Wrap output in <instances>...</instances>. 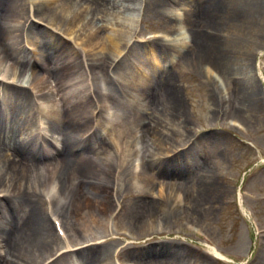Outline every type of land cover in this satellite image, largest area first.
Returning <instances> with one entry per match:
<instances>
[{"label": "rangeland", "instance_id": "1", "mask_svg": "<svg viewBox=\"0 0 264 264\" xmlns=\"http://www.w3.org/2000/svg\"><path fill=\"white\" fill-rule=\"evenodd\" d=\"M79 1H55L54 4H61L57 14L60 15L62 10L65 17L61 22L56 18L59 15L47 11L45 5H39V11L44 12V16L53 23V26L51 27L43 21L34 23L47 36L60 40L62 38L69 43L67 35H70L71 32L67 31H79L81 23L87 19L85 12L79 15L80 11H77L79 18L74 22L75 4ZM84 2L86 3V0ZM156 2L166 4L165 6H159ZM228 2L234 9L238 10V16L236 15L234 18L235 31L231 38V41L234 42V51L230 60H233L238 69L243 70L246 81H250V79L251 82L253 81L260 106L259 113L250 116L246 113H240L239 110L236 111L235 103L233 104L231 79L225 73L224 66L215 63L216 58L213 54L204 53L198 56L197 59L202 61L200 71L212 76L215 89H217L213 95L214 101L218 103L217 112H211L212 100L208 92L210 86L206 79L193 71L197 62L195 61L191 66L190 63L182 60L183 55L186 57L193 56L191 59H195V46L189 49H186V47L183 51L178 52L170 50L165 45L168 42L154 36V34H162L166 37L175 35L179 32L181 26H185L191 34L192 28L190 26L183 22L178 23L171 20L174 19L173 14H170V18L167 19L163 10L174 8L184 13L186 8H194L195 0H185V2L183 0L180 2L177 0H137L135 3L142 8L136 15V22L131 25H108L105 32L110 29L120 30L119 34L122 33L125 37L131 39L128 47H132V44L141 46L136 47L135 50L142 52L144 56L145 52H150L152 47H164L169 50L165 56V62L170 70L173 69L178 88L177 95L183 105V110L173 119H170L164 112L157 114L162 123L156 129L158 133L156 143H152L151 136L146 133L145 125L141 124L139 126L137 120L134 121L135 124H132V119H113L115 129H121L123 134L120 138L121 142H118L114 127L111 126L103 131L107 119L105 110L100 103L101 113L96 116L95 120H101L104 125L99 129L98 135H84V140L89 139L88 141H91V143L87 144L83 151H81V148L78 151L82 153L90 149L87 155L98 156L103 159L101 166L104 164L102 167L109 170L107 196L110 199L112 175L111 200L116 210L111 214H101L92 202L85 200L81 195L79 196L83 186L76 180L67 183V186L70 187L74 183V194H78L74 198L72 196L73 201L66 196H63L62 199L49 196L44 192L47 187L42 188L41 184L34 188L35 193L37 187L42 188L40 195L38 196V193L35 195L38 196L43 215H46L47 218L51 216V220L54 216L59 219L58 221L68 237V242L70 241L73 248L100 242L96 247L108 248L107 260L111 264H114L115 261L124 264H140L138 260H144L151 256H162V251L165 249L167 264H264V163H262L264 162V81L259 79L256 67L257 65L264 75V35L262 36L264 29L261 33H259L257 26L253 30L245 29L247 21L242 16V14L250 16L248 20H252L258 25L264 23V0H228ZM137 8L138 5L135 6L134 11ZM77 10H80V8H77ZM125 12L129 14L131 10H121L117 17H122ZM56 22H59L60 29L55 25ZM100 25L101 23H98V26ZM86 35V32H82L80 38L85 41ZM101 37H103V34ZM161 40L164 44L161 43ZM33 48L27 45L26 51L31 53L30 50ZM92 51L93 55H100L97 48ZM131 51L127 52L123 60V71L117 66L119 73L127 71L129 74L133 72L130 60L132 56H135ZM48 52H53V50L49 48ZM156 52L159 56L164 57L157 50ZM105 58L109 61L107 55H105ZM156 58L160 59L159 57ZM37 63L41 62L37 60ZM148 64L146 63V66ZM210 64H214L218 69L214 66H211L210 69ZM207 68L210 70L208 71ZM111 69L112 74L110 75L113 76L114 72L118 80L116 71L113 70L112 72ZM221 71L222 74L224 73L223 75ZM25 74L20 76L19 82L24 80ZM214 74L222 77L225 89H221L218 82L215 81ZM38 75L47 78L43 71H39ZM39 76V80H37V86L39 87L33 89L32 95H35L34 97H51V101L57 103L62 109L69 108L70 105L80 99V94L74 92L70 79L63 82L64 86L61 87V84H59L60 87H57L54 83L44 85V80H41ZM99 80H101L99 76H94L92 85L100 93L99 87L105 88V84L98 83ZM245 80L243 77L239 78V81ZM228 83L232 91L228 89ZM247 83L250 85V82ZM116 88L122 94L127 91L129 93L127 87L116 86ZM5 94L8 95L7 92ZM131 96L133 97L124 94L122 99L111 98L108 104L112 110H116L114 113H118L116 100L127 105L136 103L141 105V109L156 113V100L154 101L151 94L150 96L147 95L146 89H141L140 92L136 91L135 95ZM10 107L11 104L8 106V110ZM220 108H222V111H220ZM124 110L129 114L128 109ZM69 114L71 119L72 113L69 112ZM234 119L241 120L243 131L228 124L230 120ZM87 120H78L74 117V122L80 123V126ZM93 124H95L94 121L91 126ZM88 129V127H81L78 135L82 136ZM152 131L155 136V129L153 128ZM34 134V132H28V137ZM99 138L103 140L102 146L94 144V140ZM132 146H134L133 152H131ZM45 148H48L47 145H45ZM179 149L183 150L179 151ZM90 151L97 154L89 153ZM72 152L73 154L77 153L75 150ZM151 154L155 161L157 159V167H152V169L148 167ZM121 156H128L127 160L129 162L126 181L119 189V161ZM138 156L143 160V164L146 163V170L143 174L136 176L132 173V168L134 160ZM184 159L188 160L189 166H185ZM47 160V158L41 157V161ZM52 160L55 161L53 156ZM54 161L51 162V167H53ZM168 163L179 167L177 168L178 172L184 173L186 178L195 181L197 184L184 186L179 183L177 172L174 170H172L174 172L167 171ZM208 165L209 172L206 176L203 169ZM85 170L91 176L97 177L98 175L97 168H86ZM129 171L130 176L128 175ZM95 181L101 182V178ZM151 186L166 187L163 191L168 194L169 199H172L173 205L165 200L153 199V196L160 193V189H152ZM239 187H241V194L237 196ZM94 191L99 195L98 190ZM169 193H171L170 196ZM10 194H13V192ZM191 197H195L197 203H194ZM102 198L103 196L100 194V200ZM3 200L0 197V203ZM71 202L74 203L72 207H70ZM62 203L65 204V207ZM141 206L145 207L147 216L136 227L131 215L134 211L137 214ZM11 207L8 209L11 216H13ZM8 209L5 211L0 209V219L4 218ZM163 215H165L167 222L160 231L153 232L152 227L157 224L158 217ZM72 218L78 220L79 224L77 226L72 225ZM92 220L99 223L96 226L92 225ZM110 225L113 229L110 228ZM141 227H143V231L139 230ZM89 230H91L92 235L97 236V239L84 240L89 237ZM204 237L212 242V247L221 253L224 259L213 256L212 247L205 245L207 243ZM150 247L156 250H149ZM62 248L63 242L59 241L55 249L60 253ZM116 249L118 250L116 251ZM59 253L49 254L47 257L53 256L47 261H51H46L47 263L44 262V264H74L75 261L81 262L78 257L65 258L66 255H73L75 252L60 255ZM42 261L43 259L38 264ZM25 264H29V262Z\"/></svg>", "mask_w": 264, "mask_h": 264}, {"label": "bare ground", "instance_id": "2", "mask_svg": "<svg viewBox=\"0 0 264 264\" xmlns=\"http://www.w3.org/2000/svg\"><path fill=\"white\" fill-rule=\"evenodd\" d=\"M55 1L0 0V195L4 199L0 203V209L5 211L12 206L13 211V216H11L8 209L4 218L0 219V264H25L26 262L38 264L42 259L43 261L40 264H44L54 254L59 253L55 248H57L61 239H64V244L60 250L65 249V252L69 253L75 252L73 255H66L65 258L78 257L81 260V262L75 261L74 264H111L107 260L108 248L96 247L98 242L90 243L88 246L74 247V249L69 245L70 241L68 244V237L65 232H63L62 237L59 235L56 227V224H58L57 217L54 216V220H51V216L47 218L42 213L38 201L40 191L43 187H47L44 192L49 196H53V198L60 197V199L66 196L73 201L72 196L74 198L78 194H74V183L71 184L73 188L67 186V183L76 180L83 186L79 196L81 195L85 200L92 202L101 214L113 213L116 208L114 209L111 200L112 175L109 199L107 196L109 170L102 167L104 164L101 166L103 159L98 156L87 155L90 149L79 153L83 151L87 144L91 143V141H88L89 139L84 140L83 136L98 135L99 129L104 125L101 120H95L96 116L101 113V105L107 111V123L103 131L111 126L114 127L117 140L121 142L122 130L115 129V124L112 123L113 120H110L112 111H110L111 108L107 103L111 98L122 99L124 94L126 95V93L119 92L116 86L128 87L129 84H135L138 87L135 92L146 89L147 95L150 96L151 94L154 101L156 100L155 108L157 111L155 114L141 109V105L136 103L127 105L116 100L118 113L122 114H113V117L119 120L121 118L132 119V124H135L134 121L137 120L139 126L141 124L145 125L146 133L151 136L152 143L157 142L158 133L156 129L162 123L157 114L164 112L170 119H173L183 110V105L177 95L178 88L173 69L170 70L166 66L165 56L169 52L168 49L152 47L150 52H145L144 56L142 52L135 50L136 47L141 46L132 44V47H128L131 39L125 37L122 33L119 34L120 30L110 29L105 32L109 24L121 26L136 22V15L142 8L135 3L137 0H86V3L84 0H80L75 4L74 22L84 12L87 19L83 20L81 28L76 31L78 34L67 31L71 32L70 35H67L69 43L62 38L60 40L47 36L34 23L43 21L48 23L49 26H53V23L44 16V12L39 11L38 6L45 5L47 11L59 15L57 12H59L61 4H54ZM183 1L185 2V0ZM156 3L159 6H165L166 4ZM52 4L54 6L50 7ZM136 5H138V8L134 11ZM193 6L194 8L188 7L184 10L182 19L177 16V12H180V10L174 8L163 10L167 19L170 18V14H173L174 19L171 20L178 23L183 22L190 26L192 28L191 34L183 26L175 35L160 36V38L168 42L165 45L170 50L178 52L183 51L186 47V49H189L195 46V59H191L193 56L186 57L183 55L182 60L190 63L191 66L195 61L197 62L193 71L204 77L210 86L208 92L212 100L211 112L218 111V103L214 101L213 96L217 89H215L212 76L200 71L202 61L197 57L204 53L213 54L216 58L215 63L224 66L225 73L232 82L233 91L229 83L227 86L232 91L236 111L239 110L240 113H246L249 116L259 113L260 106L256 95V86L253 81L251 82V79L246 81L243 70L238 69L233 60H230L234 51V42L231 41L235 31L234 18L236 15L238 16V10L234 9L228 0H195ZM77 8H80V10H77ZM121 10H131V13L127 14L125 12L122 17H117ZM77 11H80L79 15ZM60 13L58 17L53 16L61 22L65 17L62 10ZM242 16L247 21L245 29L253 30L257 26L259 33L262 32L264 23L258 25L252 20H248L250 16L243 14ZM28 22L29 24H27ZM98 23H101V25L98 26ZM55 25L60 29L59 22H56ZM18 31L19 33H17ZM82 32L87 33L85 41L80 38ZM102 34L103 37H101ZM161 43H163L162 40ZM26 45L34 47L31 49V53L26 51ZM49 48L53 52H48ZM95 48L98 49L100 55L91 53V50L94 51ZM156 50L164 57L159 56ZM129 51L134 53L137 58L132 56L130 60L133 72L129 74L127 71L119 73L117 66L122 70L123 60ZM105 55L108 56L109 61L106 60ZM37 60L41 63L36 64ZM246 60L249 62L248 59ZM146 63H149V66H146ZM211 66L216 67L214 64H210V69ZM110 69L112 72L113 70L116 71L118 80L114 72L113 76L110 75L112 74ZM39 71H43L47 78L40 77L38 75ZM24 73H26L25 78L20 83V76ZM38 76L41 80H44V85L54 83L57 87H60L59 84H61V87L64 86L63 82L70 79L72 81L71 86L74 88V92L80 94V99L70 105L69 108L62 109L57 103L51 101V97H34L35 95H32L33 89L39 87L37 86ZM94 76L101 78L98 83L105 84V88L98 86L100 93L93 88L92 78ZM241 77L245 81H239ZM220 78L222 79V77ZM259 79L261 78L259 77ZM247 82H250V85ZM255 83L257 82L255 81ZM222 84L223 82L218 83L219 86ZM4 90L7 92V96ZM10 104L11 107L8 110ZM124 109H128L129 114ZM220 111H222V108H220ZM69 112L72 113L71 119ZM74 117L78 120H88L80 126V123L74 122ZM93 121L95 124L91 126ZM229 122H234L236 126L238 123L242 124L241 120L235 119ZM81 127H88L89 129L82 136H79L78 131ZM153 128L155 129V136L152 131ZM28 132H34L35 134L28 137ZM95 143L102 146L103 140L101 138L95 139ZM45 145L48 148H45ZM80 148L81 151H78ZM73 150L77 153L73 154ZM133 150L134 146H132L131 152ZM39 153L40 155H38ZM89 153L97 154L91 151ZM52 156L55 161L52 160ZM41 157L48 160L41 161ZM127 157H120L119 189L126 181L129 162ZM52 161H54L53 167H51ZM148 167L150 169L157 167V159L155 161L152 154L150 155ZM86 168H97V177L89 175L85 170ZM177 168L179 167L168 163L167 171L177 172L179 183L184 186L197 184L195 181L186 178L184 173L178 172ZM203 171L207 176L209 165L204 167ZM128 175L130 176V171ZM98 178H101V182L95 181ZM40 184L42 188L37 187L35 189L38 193L37 196L34 188ZM151 188L160 189V193L153 196V199L165 200L173 205L172 199H169L168 194L163 191L166 187L151 186ZM94 190H98L99 195ZM12 192L13 194H10ZM100 194L103 196L102 200H100ZM170 195L171 193H169ZM191 199L194 203H197L195 197H191ZM73 204L71 202L70 207ZM62 205L65 207L64 203ZM146 216V209L141 206L139 212L136 214L134 211L131 218L134 220L135 226L138 227ZM158 219L157 224L152 227L153 232L160 231L167 222L165 215L159 216ZM71 222L73 226L79 224L78 220L74 218ZM97 223L99 222L92 220L91 224L96 226ZM139 230L143 231V227ZM88 236L84 240L97 239V236L92 235L91 230H89ZM149 250L156 249L150 247ZM165 252L166 249L162 251V256H151L138 261L140 264H167ZM49 254L53 255L47 257ZM214 254L219 258H224L220 253L214 252Z\"/></svg>", "mask_w": 264, "mask_h": 264}]
</instances>
